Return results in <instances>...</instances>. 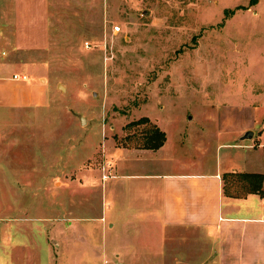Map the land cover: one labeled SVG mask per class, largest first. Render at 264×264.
<instances>
[{
	"label": "rangeland",
	"instance_id": "rangeland-1",
	"mask_svg": "<svg viewBox=\"0 0 264 264\" xmlns=\"http://www.w3.org/2000/svg\"><path fill=\"white\" fill-rule=\"evenodd\" d=\"M51 1L47 46L0 47V62L51 96L0 110V264H203L201 235L156 254L155 227L123 221L115 148L140 149L153 123L165 150L127 152L125 168L210 161L238 134L262 147L264 0Z\"/></svg>",
	"mask_w": 264,
	"mask_h": 264
},
{
	"label": "crops",
	"instance_id": "crops-1",
	"mask_svg": "<svg viewBox=\"0 0 264 264\" xmlns=\"http://www.w3.org/2000/svg\"><path fill=\"white\" fill-rule=\"evenodd\" d=\"M51 6V0H0V47L28 50L47 46ZM12 69L9 63L0 62V110L43 107L50 102L48 82L37 76L30 82L28 74L26 79H16L14 75L26 73ZM235 140L216 146L215 158L210 161L198 158L174 163L165 155L155 159L151 167L139 169L125 168L123 154L161 156L167 139L157 150L115 148L119 162L112 178L120 179V213L124 210L128 214L123 221L131 222V214L155 227L157 233L152 229L148 234L150 241H156L154 245L149 242L153 253L162 254V247L173 239L196 233L193 237L201 235L210 251L203 264H264V196H230L224 192L225 173L264 174V146L242 143L240 134ZM159 239L161 243H157Z\"/></svg>",
	"mask_w": 264,
	"mask_h": 264
},
{
	"label": "trees",
	"instance_id": "trees-1",
	"mask_svg": "<svg viewBox=\"0 0 264 264\" xmlns=\"http://www.w3.org/2000/svg\"><path fill=\"white\" fill-rule=\"evenodd\" d=\"M147 123H150V119L143 117L137 121L128 123L127 126ZM166 139L167 136L165 131L157 124L153 123L151 127L147 129L144 143L139 148L157 150L164 145ZM224 181V192L226 195L245 196L248 193H257L264 196V174L262 173H225Z\"/></svg>",
	"mask_w": 264,
	"mask_h": 264
},
{
	"label": "built area",
	"instance_id": "built-area-1",
	"mask_svg": "<svg viewBox=\"0 0 264 264\" xmlns=\"http://www.w3.org/2000/svg\"><path fill=\"white\" fill-rule=\"evenodd\" d=\"M113 33H118V32H120L121 31V28H120V26L119 25H116V26H113ZM89 45V44H88ZM14 78H16V79H26L27 78V76H19V75H14ZM261 146L263 147L264 146V143H262L261 144ZM110 176H108V175H104V178L106 179V178H109Z\"/></svg>",
	"mask_w": 264,
	"mask_h": 264
},
{
	"label": "water",
	"instance_id": "water-1",
	"mask_svg": "<svg viewBox=\"0 0 264 264\" xmlns=\"http://www.w3.org/2000/svg\"><path fill=\"white\" fill-rule=\"evenodd\" d=\"M80 119H81V123H82V124L86 122V119H85V117H84L83 115L80 116ZM251 137H253V131H247V132L245 133L243 139H244V138H251Z\"/></svg>",
	"mask_w": 264,
	"mask_h": 264
}]
</instances>
